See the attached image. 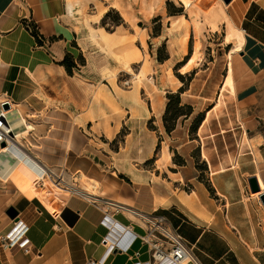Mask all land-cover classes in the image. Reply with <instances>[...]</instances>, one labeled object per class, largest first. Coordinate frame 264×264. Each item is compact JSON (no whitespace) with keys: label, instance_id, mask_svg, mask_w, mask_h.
<instances>
[{"label":"rangeland","instance_id":"obj_1","mask_svg":"<svg viewBox=\"0 0 264 264\" xmlns=\"http://www.w3.org/2000/svg\"><path fill=\"white\" fill-rule=\"evenodd\" d=\"M68 2L0 0V44L5 47L0 45V100L12 99L28 122L36 126L22 139L26 149L54 164L58 174L82 189L89 187L91 181L96 185L100 182L81 165L87 157L104 168L105 165L109 168L111 160L112 167L124 171L135 167V161L141 158L137 142L142 141L144 146L150 143L139 132L143 126L156 135V146L153 144L151 151L153 160L148 166H155L158 160L156 165L164 167L166 175L178 178L180 175L172 172L181 168L180 163L195 159L200 165L197 142L183 146L194 136L192 126L197 123L194 119L197 112L191 118L178 117L179 102L198 108L199 100L189 99V94L197 93L205 81L210 85L208 92L213 94L218 79L226 73L229 46L223 43L225 17L220 15L214 20L219 26L215 32L201 9L192 6L187 9L176 0H119L120 9L113 7L111 0H87L75 7V13L68 10ZM228 6L231 15L236 5ZM16 24H22L29 32L37 25L46 34L54 27L57 34L43 39V45L37 41L30 43L22 34L12 37ZM102 31L108 32L107 41L97 44L94 34ZM197 39L201 41L202 59L190 73L200 74L192 77L187 74L181 79L180 68L194 54ZM30 47L44 53H34ZM67 52L76 59L82 53L86 59V65L74 69L69 76L61 65ZM123 55L125 60H120ZM29 56L36 58L34 66L26 62ZM134 72L142 74L143 80L139 81ZM262 74L264 50L248 42L234 59L236 88L244 93L249 88L256 89L254 82ZM193 77L197 81L191 89ZM181 88L186 93H182L179 101L174 96L179 95ZM220 99L222 106L224 97ZM119 102L131 107L133 114L135 107L148 104L152 117L137 125L133 121L120 125L117 117L126 111ZM110 109L121 111L118 116L103 119ZM183 110L187 113L189 108L185 106ZM97 114L103 116L94 120ZM226 120L236 126L233 117ZM211 124L218 126V121L212 120ZM165 125L177 130L168 133ZM119 127L117 133L114 129ZM141 136L142 140H138ZM20 196L23 194L13 183L0 181V218L8 216V206H13Z\"/></svg>","mask_w":264,"mask_h":264},{"label":"crops","instance_id":"obj_2","mask_svg":"<svg viewBox=\"0 0 264 264\" xmlns=\"http://www.w3.org/2000/svg\"><path fill=\"white\" fill-rule=\"evenodd\" d=\"M241 1L245 11L240 26L248 35V42L264 50V0ZM56 32L51 27L49 34L40 33L48 38ZM21 34L28 42L36 43L35 37L22 24H16L12 37L15 39ZM30 50L44 53L32 47ZM192 72L183 76L200 74ZM227 75L228 62L226 73L222 74V79H218L213 94L208 92L210 85L205 81L197 93L188 96L189 99L199 100L198 108L185 103L193 108L188 117L191 118L197 112L195 118L201 114L203 118L192 131L194 136L183 146L197 142L201 157L200 165L195 159L180 163L181 168L172 172L180 177L166 175L164 167L156 165L158 160L155 166H148L153 160L151 151L156 146V135L153 136V130L146 131L145 126L139 132L150 143L144 146L142 141L137 142L141 158L135 161L133 169L124 171L112 167V160L109 168L106 165L102 168L90 157L80 162L90 176L100 179L95 186L101 197L127 204L150 216L164 217L167 226L179 233L189 247L195 261L188 264H264V201L261 199L264 191L255 192L251 189L253 177L258 181L257 176L260 174L264 180V74L255 80L256 89L249 88L245 93L236 88V80L234 91L230 86H225ZM195 80L197 77L191 79V89ZM182 90L181 98L182 93H186ZM221 96L224 97L222 106ZM10 101L13 103L12 99ZM201 105L207 106L203 109ZM23 106L29 108L25 103ZM119 106H124L126 111L117 117L121 120L120 125L132 121L137 125L152 117L148 104L135 107L136 114H133L131 107L121 102ZM119 111L110 109L104 116L97 114L94 120L101 116L103 119L118 116L116 114ZM232 117L236 126L229 125L226 120ZM212 120L218 121V126H213ZM120 129L114 130L118 133ZM176 130L177 127L168 133ZM145 154L146 158L143 157ZM78 173L82 175L81 170ZM80 175L78 178H82ZM13 206L19 210V216L29 227L30 251L15 256L11 254L4 239L14 229L15 219L9 216L0 218V264H88L100 261L107 242L105 236L108 228L101 224L104 211L98 202L74 194L57 215L44 208L39 200L24 195L17 197ZM114 218L123 227L131 226L138 237L127 251L116 249L105 264L152 261L153 242L143 239L148 233L144 221L128 213L116 214ZM157 237L167 241L160 234ZM170 248L169 244L163 246L167 251Z\"/></svg>","mask_w":264,"mask_h":264},{"label":"bare ground","instance_id":"obj_3","mask_svg":"<svg viewBox=\"0 0 264 264\" xmlns=\"http://www.w3.org/2000/svg\"><path fill=\"white\" fill-rule=\"evenodd\" d=\"M87 0H69L68 10L70 13H75V7L83 5ZM180 5L185 8L197 7L201 9L202 12L206 15L207 20L212 27V30L217 32L219 31V26L214 22L216 18H219L220 15L225 17V34L223 37V43L229 46L228 49V75L225 78V86H230L234 91V78H233V64L234 59L240 52L246 49L248 44V35L244 29L240 26V20L243 17L245 11V5L241 0H214L213 4L209 9H205L199 4V0H176ZM112 6L120 9L119 0H111ZM235 3L236 7L231 11V15L228 14L227 8L228 5ZM90 25V22L88 21ZM108 32H95L94 37L97 44H103L107 41ZM25 36L28 37V34L25 33ZM3 45V43H1ZM4 47V45H3ZM5 48V47H4ZM201 41L197 39L195 43V52L191 58H189L180 68L181 73L185 74L192 70L194 67L200 65L202 56L200 54ZM125 55L120 57V60H125ZM26 62L35 65L36 58L28 57ZM4 62H2L3 64ZM130 66V65H129ZM64 72L67 74L66 69L62 66ZM131 69V68H130ZM139 81L143 80L142 74H133ZM128 83V82H127ZM2 102H7L0 100V114L7 116V126L5 127L10 136L7 138V144H0V181L3 183H13L15 187L29 199L37 198L44 207L51 213H61L64 207L69 203L74 194L78 193L85 195L88 198H93L97 195L96 183L90 182V186L85 188L78 187L75 183L71 184L67 182L66 185H60L54 180L56 177V170L53 164L46 162L40 157L38 153H30L23 142V137L28 135L31 131L36 130V126L24 117L21 110L19 109L16 103L11 104L13 107L10 111L3 108ZM37 148L40 145H35ZM41 163L48 166L51 173H48L47 177L44 180V186L40 190L33 191L32 184L39 173V167ZM57 166V165H56ZM260 180V186L264 189V180L260 174L257 176ZM111 229L107 230L106 236L108 243L104 245V251L100 256V261L104 264L112 256V248L117 247V244L121 246L124 251H127L129 246L123 242V238H120V235L123 233L127 234L128 232L135 233L131 226L123 227L117 220L112 217L110 223H108ZM120 248V249H121ZM187 260V259H186ZM185 260V263L187 261Z\"/></svg>","mask_w":264,"mask_h":264},{"label":"built area","instance_id":"obj_4","mask_svg":"<svg viewBox=\"0 0 264 264\" xmlns=\"http://www.w3.org/2000/svg\"><path fill=\"white\" fill-rule=\"evenodd\" d=\"M3 103L4 102H2V104ZM7 123H8L7 116H5L4 114H0V144L2 145L3 143L7 144V138L10 136L9 131L5 128L7 126ZM48 173L52 174L51 169L48 166L41 163V166L39 167V173L36 175L32 184L33 191L42 189V187L44 186V180L47 177ZM54 180L60 185L67 184L66 179L61 173L58 174L56 172V177H54ZM257 182L260 186L259 178ZM261 190L264 191V189L262 188ZM82 196L86 197L85 195ZM89 199L92 202L95 203L98 202L99 204H101V206H103L104 216L101 221V224L107 227L108 229H111V227L108 224L110 223V219L112 217H115V215L119 213H128L134 215L135 217H138L139 219L144 221V223L147 225L148 233L147 235L144 236L143 239L144 241L151 240L153 242V260L150 262H143L136 264H188L192 261H195L183 237L175 230L167 226L164 217L152 216V215L150 216L138 212L132 206L121 203L116 200L103 198L100 195H95V197L93 198L91 197ZM14 223H15L14 229L9 233L7 237H5L4 240H6V245L9 251L11 252V254L15 256L20 252L30 251V239L28 238L29 227L25 225L24 221L21 219L20 216H18V218L15 219ZM125 233L124 235L121 234V237L123 238V242L128 246H130L138 236L137 234L131 232H128L127 234ZM159 234L165 237L167 241L157 237V235ZM105 238L107 240V237ZM106 243H108V240ZM165 244H169L171 246V248L168 251L163 249V246ZM120 248L121 246L117 244V247H113L111 252L113 253L116 249H120ZM185 260L187 261V263H185ZM88 264H104V262L91 261Z\"/></svg>","mask_w":264,"mask_h":264},{"label":"trees","instance_id":"obj_5","mask_svg":"<svg viewBox=\"0 0 264 264\" xmlns=\"http://www.w3.org/2000/svg\"><path fill=\"white\" fill-rule=\"evenodd\" d=\"M34 30H30L31 34L35 37L37 43H39L40 45H43V39H45V37L40 33L37 25H34ZM53 39V38H52ZM61 65H63L66 69V71L68 72L69 75H73L74 74V69H80L82 66L86 65V59L84 57V55L81 53L79 55V57L76 59L74 57V55L70 52L66 53V56L64 58V60L62 61ZM181 79H184V76L182 74H179ZM183 90L181 89V91L178 93L179 95H176L174 97H176V99H180L181 98V92ZM171 97V95H170ZM180 101V100H179ZM179 105L181 107L180 109V114L178 115V117L186 115V116H190V114L192 113V106L191 105H182L181 102H179ZM187 106L189 108V111L187 113H184V107ZM203 115H199L195 118V120H197V123L192 126V130L194 131L198 125L200 124V122L202 121ZM167 132L172 131L174 128H170L168 125H165Z\"/></svg>","mask_w":264,"mask_h":264},{"label":"water","instance_id":"obj_6","mask_svg":"<svg viewBox=\"0 0 264 264\" xmlns=\"http://www.w3.org/2000/svg\"><path fill=\"white\" fill-rule=\"evenodd\" d=\"M230 1V0H228ZM199 4L204 7L205 9H209L211 7V5L213 4L214 0H199L198 1ZM3 108L5 110H8L11 108V102L7 101V102H4L3 104ZM6 143H3V145H5ZM251 189L255 192H260L261 191V188L257 182V178L256 177H253L251 179ZM261 199L264 201V193L262 194L261 196ZM6 213L7 215L12 218V219H17L18 216H19V210L15 207V206H11L9 207L7 210H6ZM58 212H55L54 215H57Z\"/></svg>","mask_w":264,"mask_h":264}]
</instances>
